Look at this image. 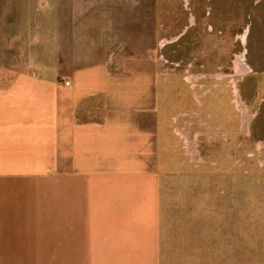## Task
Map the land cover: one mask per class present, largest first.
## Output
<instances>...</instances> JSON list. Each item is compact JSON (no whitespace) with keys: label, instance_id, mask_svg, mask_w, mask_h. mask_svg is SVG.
<instances>
[{"label":"crops","instance_id":"0c3cea01","mask_svg":"<svg viewBox=\"0 0 264 264\" xmlns=\"http://www.w3.org/2000/svg\"><path fill=\"white\" fill-rule=\"evenodd\" d=\"M159 17L149 0H0V264L240 257L223 175L190 165L186 128L187 150L163 144L160 66L182 33Z\"/></svg>","mask_w":264,"mask_h":264},{"label":"rangeland","instance_id":"374dc122","mask_svg":"<svg viewBox=\"0 0 264 264\" xmlns=\"http://www.w3.org/2000/svg\"><path fill=\"white\" fill-rule=\"evenodd\" d=\"M149 10H158L165 38L182 33L160 66L174 79L165 83L163 144L182 153L189 140L176 129L189 131L190 165L223 175L213 191L226 188L229 224H238L240 257L212 264H264V0H149ZM194 49L205 58L193 60ZM179 113L181 125H172Z\"/></svg>","mask_w":264,"mask_h":264},{"label":"built area","instance_id":"2783aa9c","mask_svg":"<svg viewBox=\"0 0 264 264\" xmlns=\"http://www.w3.org/2000/svg\"><path fill=\"white\" fill-rule=\"evenodd\" d=\"M66 85H69V82H68V83H66Z\"/></svg>","mask_w":264,"mask_h":264}]
</instances>
